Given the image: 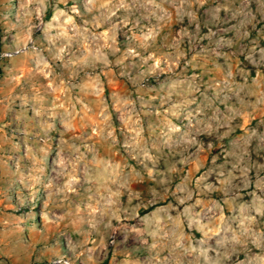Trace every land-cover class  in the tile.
<instances>
[{
    "label": "clouds",
    "instance_id": "1",
    "mask_svg": "<svg viewBox=\"0 0 264 264\" xmlns=\"http://www.w3.org/2000/svg\"><path fill=\"white\" fill-rule=\"evenodd\" d=\"M0 264H264V0H0Z\"/></svg>",
    "mask_w": 264,
    "mask_h": 264
}]
</instances>
